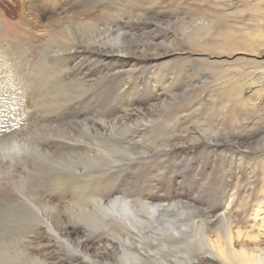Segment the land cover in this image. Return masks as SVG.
<instances>
[{
    "label": "rangeland",
    "instance_id": "rangeland-1",
    "mask_svg": "<svg viewBox=\"0 0 264 264\" xmlns=\"http://www.w3.org/2000/svg\"><path fill=\"white\" fill-rule=\"evenodd\" d=\"M66 1L68 5L79 2ZM59 2L40 0L41 11L49 6L63 11L68 6ZM80 2L89 7L80 8L83 18L79 27H71L78 38L87 39L90 32L83 25L93 17L126 20L134 15L146 27L105 33L96 41L110 51H122L138 60L146 57L152 63L134 70L139 77L134 95L106 99L112 106L102 112L96 108L78 117L76 112L56 117L63 101L76 99L71 90L78 96L87 91L70 86L64 99L56 98L44 106L43 115L55 116L51 121L42 115L41 123L30 126L33 121L26 124L23 113L18 130L11 126L0 130V264H19V260L23 264L35 260V264H77L70 255L63 257L57 252V248H67L66 239L71 243L70 252L78 246L79 235L69 236L67 226L74 231L85 229L82 238L88 237L89 246L97 252L110 250L101 239L104 231L91 215L100 210H96L95 199L116 186L113 192L126 200H181L177 218L182 223L177 227L190 239L194 237L192 250L203 248L200 235L204 231L214 247L223 241L220 232L224 223L207 225V215H214L217 205L231 209L234 216L237 209L243 210L248 222L243 227V221L232 223L233 248L250 259L249 249L258 246L264 257V220L254 218L264 198V0ZM19 9V0H0V18L7 25L17 20ZM54 27L46 24L38 33L26 36L21 28L7 30L36 55L41 43L61 35ZM98 71H92L91 76L96 77ZM150 74L163 82L155 92L145 88L146 81L141 79ZM130 102V120L121 121ZM120 106L123 109L118 111ZM103 113L117 117V124L109 125L106 132L100 130ZM100 171L107 178L95 195L86 197L77 186L84 189L94 184ZM120 171L124 177L114 176ZM222 195L233 198L222 203ZM46 226L50 228L46 230ZM49 235L53 241L47 240ZM55 240L61 246L55 245ZM110 241L117 244L119 239L111 234ZM187 251L166 253L181 259ZM74 253L77 258L83 256ZM120 257V251L106 254L105 263L121 261ZM243 263L250 264H239ZM198 264L226 263L205 257Z\"/></svg>",
    "mask_w": 264,
    "mask_h": 264
},
{
    "label": "bare ground",
    "instance_id": "bare-ground-1",
    "mask_svg": "<svg viewBox=\"0 0 264 264\" xmlns=\"http://www.w3.org/2000/svg\"><path fill=\"white\" fill-rule=\"evenodd\" d=\"M39 2L40 0H19L20 14L14 23H8L9 26L0 18V130H9L8 128H10V126L18 130L22 121L21 114L23 113L25 114L24 122L27 121L26 124L32 121L30 126L38 122L41 123L46 103H50L52 100H56V98H63V95L66 94L70 86H77V88L82 87L87 89V91L84 92L83 95L78 96L75 90H71L73 98L76 99H74V101L72 99L63 101L60 104L58 113H56V117H69L74 114V112H76V116L81 114L84 115L86 112L90 114L91 111L96 108H101L100 111L102 112V108L105 110L112 106L110 104L108 105L106 99L112 96L121 98L127 94L134 95L135 92L133 91H135L139 78L136 74H133L134 70L136 68L143 69L148 64L152 63V61L146 59V57H142L138 60L132 58V55L131 57L129 54L126 55L122 51H110L102 43L96 41L97 37L105 33L110 32L118 34V31L121 32L124 29L134 32L137 31L135 30L136 27L140 28L141 25L146 27L147 24L140 23L142 19L134 18V15L129 16L126 20L118 19V17L115 16L112 20L93 17L91 23L83 25L87 26V30L90 32H88L89 35L87 39H83L81 37L78 38V35L75 31L71 30V27H79V21L83 18V15H80V8H88V3L84 4L79 0V2L74 1L73 4L70 3L71 5H68V1L60 0V5L64 7L68 5L63 11H59V9L55 7L53 8V6H49L47 11H41ZM91 9L94 10V8ZM46 24L51 26L54 25L55 30H58L61 35L56 39H54L56 37L54 35L55 37L53 39L41 43L37 49L38 52L36 55H34V51L29 50V46L24 43L23 40L13 39L12 35L8 33L7 30V28L9 29L10 27L16 29L21 28L23 31L22 34L26 36L30 35L33 31L38 33L37 29ZM38 40L41 41L42 39ZM139 65L140 67H137ZM101 66H103V68L99 72L98 70ZM92 71H98L99 73L98 75L95 74L96 77L93 78L91 76ZM119 74L123 75L120 76ZM142 78L146 81V84L144 83L145 88H151L154 92L157 91V87H161L163 84L160 79L152 74L143 76L141 79ZM107 79L111 80L110 84L105 83ZM141 93H143V91ZM152 94L154 93L152 92ZM156 97L158 98L159 96ZM114 102L118 103L119 101L116 100ZM131 106H133L131 102L127 104L125 110L126 115L123 116L121 121H123V119L130 120L128 115L131 113ZM121 109L123 108L120 106L117 110L120 111ZM139 111L140 110H138V112ZM98 113L99 111L97 114ZM118 113L119 112H117V114ZM102 115L104 127L100 129L101 131L106 132L109 125L117 124V117L115 115L105 116L106 114L104 113ZM136 116L137 115L133 113V117ZM54 118L55 116L53 115H43V119L47 121H51ZM100 173V176L95 177L94 184L89 183L84 189L81 186H77L83 191L82 194H85L86 197L95 195V190L100 188L102 183H104V179L107 178L106 176L104 177V171H100ZM117 173V177L119 178L123 175L120 174L122 173L120 171L114 172V176H116ZM115 188L118 187H113L110 189V193L104 194L100 199H95V204L98 207L96 210H100L91 215L92 221L97 219L96 224L98 228L104 231V234L101 235V239L104 240L110 250L104 248L105 251L102 253L97 252L98 249L96 247L89 246L88 237L85 236L87 240L82 238L81 235L85 233V229L79 227L82 232L81 230L74 231L73 227L67 226L65 229L69 232L68 235H79L80 240L77 248L73 246L72 249L74 250L70 252L71 248H68V246H71V243L66 239L68 242V245H66L67 248H57L59 254L63 257L70 255L77 264H121L122 262L124 264H198L205 257L217 259L226 264H239L242 261H247V263L249 262L250 264H264V257L261 255L263 253V248H258L256 245L257 247L249 249L251 252L250 259H245L246 256L243 255L245 258L242 257L233 248L231 225L235 221H243V224L240 226H245L248 222L245 217L246 215H244L245 211L237 209V216H234V212H232L231 209H223V206L217 205L213 210L214 215H207L206 219H209V222L206 221L207 225H213L215 222L224 223V228L220 232L223 241L218 244L215 243L216 247H214L211 243H208V239L205 235L207 231H204L200 235V244H202L203 248L192 250V240L194 237L192 236V239H190L189 235L183 234L177 227L182 223L180 219L177 218V213L180 208H182L180 206L183 204L181 200H176L172 203H153L143 199L126 200L123 195H116L113 192L116 190ZM229 197L233 198L232 195H222L219 198V202L224 203ZM67 201L69 202V199H67L66 202ZM261 202L262 204H259L260 207L257 209L256 215L254 216V218L256 220L258 218L260 222L264 220V198H262ZM180 216L181 214H179V217ZM245 221L246 223H244ZM199 223H201L200 220L199 222H193L194 226ZM49 228L50 226H46V230ZM111 234L119 239L117 244H113V242L110 241ZM154 236L156 238L152 239ZM240 236L241 233L239 231L237 237L240 238ZM48 237L52 240L50 235L47 236V240ZM148 239H150L148 241L149 243L143 242ZM150 241H152L151 243L155 245L154 248L156 249L152 247ZM54 244L61 246L56 240ZM43 246L45 247V245ZM62 247L64 248V246ZM137 247H139V249H137ZM175 247L176 249H188L187 255L181 259H179L178 256L170 258L166 251L176 250L174 249ZM91 248L93 250H91ZM118 251L121 253V261L105 263L107 262L106 254L113 255ZM74 252L82 254L83 256L77 258ZM93 254H96V257L92 256ZM17 258H23V256H17ZM149 259H151L153 263H149ZM82 260L85 262H82ZM35 262H37V260H35ZM35 262H31V264H35ZM19 264H23V262L19 260Z\"/></svg>",
    "mask_w": 264,
    "mask_h": 264
}]
</instances>
